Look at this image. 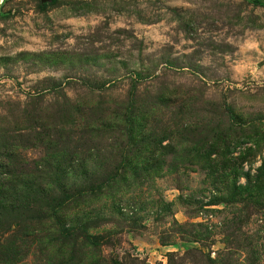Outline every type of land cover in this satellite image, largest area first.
Returning <instances> with one entry per match:
<instances>
[{
	"label": "rangeland",
	"instance_id": "rangeland-1",
	"mask_svg": "<svg viewBox=\"0 0 264 264\" xmlns=\"http://www.w3.org/2000/svg\"><path fill=\"white\" fill-rule=\"evenodd\" d=\"M0 264H264V0H0Z\"/></svg>",
	"mask_w": 264,
	"mask_h": 264
}]
</instances>
